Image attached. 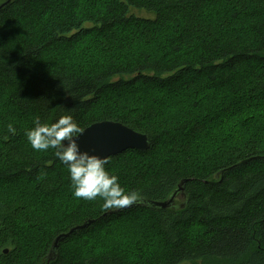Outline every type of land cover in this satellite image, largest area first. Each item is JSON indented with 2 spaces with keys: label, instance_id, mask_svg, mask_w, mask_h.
Segmentation results:
<instances>
[{
  "label": "trees",
  "instance_id": "trees-1",
  "mask_svg": "<svg viewBox=\"0 0 264 264\" xmlns=\"http://www.w3.org/2000/svg\"><path fill=\"white\" fill-rule=\"evenodd\" d=\"M98 1L12 0L0 8V89L20 117L0 112V189L6 190L0 192V264L46 263L54 239L85 222L47 264H264L263 116L243 134L232 123L236 105L230 102L264 100V0H102L103 7ZM220 3L227 13L206 20L204 10ZM163 32L173 52L167 69L150 64L149 55L134 68L119 63L114 51L151 45ZM109 57L116 60L103 65ZM202 80L207 91L229 99L163 109L165 99L139 92L154 82L179 94ZM66 109L83 129L114 120L150 136L148 150L108 157L127 191L163 201L187 180L186 197L170 208L136 205L113 213L103 202L74 198L55 149L25 146L35 121L51 124ZM140 215L147 223L136 237ZM113 224L114 233L108 231ZM97 229L112 234L119 249H89L86 237ZM144 233L155 238L149 260Z\"/></svg>",
  "mask_w": 264,
  "mask_h": 264
},
{
  "label": "rangeland",
  "instance_id": "rangeland-1",
  "mask_svg": "<svg viewBox=\"0 0 264 264\" xmlns=\"http://www.w3.org/2000/svg\"><path fill=\"white\" fill-rule=\"evenodd\" d=\"M6 1V0H0V3ZM81 1V0H80ZM94 1V0H91ZM99 5L98 6H104V1L102 2V0L98 1ZM1 5V4H0ZM228 11V7L227 4H214V5H209L205 10H204V15H205V19L209 20V21H216L218 19H220L225 13H227ZM138 14H142V15H147V13L145 12H139L136 11ZM234 31H230V33H233ZM169 34L168 33H161L160 37L158 40H156L154 43H152L151 45H145V44H137V43H133L132 44V48L129 49H125V48H120L117 49L116 51H114V54L117 55L119 52L121 54L120 59L118 60L119 63L121 65L124 66H128V65H132V67H136L135 64H137V60L139 58H141V56L143 57L144 55H149V57L145 58V60H148L150 62V64H159L161 69H167L168 68V63H165V60H168L171 55H173V52H171L170 48H169V44L167 41V36ZM248 40V39H245ZM244 40V41H245ZM130 44H126V46L128 47ZM126 47V48H127ZM87 52V51H86ZM81 55H85V53H80ZM87 55H90L89 52L86 53ZM116 60L113 57H109L105 60H103L102 64H108L111 61ZM129 67V66H128ZM150 75L154 76L155 72L151 71L149 72ZM170 74H172L171 72H165L164 77L169 76ZM191 76L194 81H199V79L197 78V76L194 73H190ZM139 75V72H136L134 74V76ZM180 83V82H179ZM148 86L139 88V92L141 93V95H143L144 91L147 92H151L152 95L155 98H161V99H165L164 105H162L163 109L166 108L165 105H167V103H175V105L179 108H182V104L183 103H194V102H198V103H215L217 101V98H222L223 100L229 99L228 93H216V92H212V91H207L206 87L208 86V84L206 86H203L204 81L202 80V82L199 85H195L194 89L191 90H182L181 93L177 94L174 93V91L172 90V88H169L167 86H161L159 85V83H154V82H147L146 83ZM157 87V88H156ZM138 88V86L136 87V89ZM206 89V91L208 93H205L204 90ZM195 90H199L200 94L197 96L194 94ZM223 92H227L224 91ZM7 90L6 89H0V94H2V98H0V112H2V110H9L10 113L12 114L11 119L15 120L20 118L19 114L17 112V110L13 109L14 107H8L7 103L8 101L7 99ZM121 93V92H118ZM216 93V96H214V94ZM122 96V94H121ZM166 96H168L169 98H166ZM173 99H175V101H172ZM230 102L231 103H235V112L233 113V120L232 123H236L238 125L243 126V128H240L239 131L243 134L247 133V128H252L254 127L255 129L259 127V125L262 122V119H258V115H262L263 116V123H264V100L257 102V101H247L244 102L243 104L240 103L239 101L233 100L232 97H230ZM114 102V101H112ZM101 103H111L110 101H106L104 98H102ZM151 103V102H150ZM150 103H147L150 105ZM224 103V102H223ZM146 104V103H145ZM152 104V103H151ZM170 104V105H171ZM109 110V109H108ZM114 110V113L119 112V109L115 108L112 109ZM110 111V110H109ZM85 129V128H84ZM26 138V137H25ZM27 140V138H26ZM25 146L27 147V149H31V145L28 143V141H26ZM135 164H137V161H134ZM114 170V169H113ZM113 170L111 169V173L113 172ZM223 172V171H222ZM216 179L220 177V172L215 174ZM121 186L127 191L126 187H124L122 184ZM71 190H65L63 191V193H68ZM0 192H6V190H1ZM28 193L31 194V192L29 190H27ZM65 194H62L60 196H64ZM63 199H67V197H63ZM179 199V198H178ZM77 201V200H76ZM180 201V199L178 200ZM94 202H102L99 200V198H97V200L95 201H90L91 205L94 204ZM68 205L71 204V202H69L68 200H66V202ZM91 208V206L89 205V209ZM103 209L105 207H102ZM98 211V210H97ZM141 216V215H140ZM138 216L136 218V222L135 225L133 223V226H137L138 231L136 232V237H139L142 233L140 232H144V226L147 223L146 219L144 217H140ZM120 226V225H118ZM114 227L115 224H113L110 229L108 231L113 232L114 233ZM105 231L99 230L97 229L95 232H93V235L91 236H87V244H92L91 248H106L108 250H117L118 248V244L116 241V238L111 234L109 236H103V233ZM154 237H149L146 233H144V240L146 242L145 246L147 247V251L144 254V258L146 260H149L150 258L153 257L152 253L156 250V245L154 242ZM102 240V241H101ZM37 243L36 240H33L30 242L29 246H25L24 247V252L25 253H29L31 248L35 246V244ZM103 243L105 244V246L103 245ZM29 247V249H28ZM135 252H132L130 257L131 259L135 260L137 259V255H135ZM135 258V259H134ZM136 262H133V264H135Z\"/></svg>",
  "mask_w": 264,
  "mask_h": 264
},
{
  "label": "clouds",
  "instance_id": "clouds-1",
  "mask_svg": "<svg viewBox=\"0 0 264 264\" xmlns=\"http://www.w3.org/2000/svg\"><path fill=\"white\" fill-rule=\"evenodd\" d=\"M72 111L66 109L68 114L51 124L35 121V126L25 132L32 149L38 152L55 149L54 156L67 168L74 198L86 201L99 198L105 208L135 203L140 193L136 190L126 191L121 186L119 177L109 171V158L81 150L78 140L84 130L71 114ZM6 127L8 133H16L13 123H8Z\"/></svg>",
  "mask_w": 264,
  "mask_h": 264
},
{
  "label": "water",
  "instance_id": "water-1",
  "mask_svg": "<svg viewBox=\"0 0 264 264\" xmlns=\"http://www.w3.org/2000/svg\"><path fill=\"white\" fill-rule=\"evenodd\" d=\"M12 0H6L0 8L9 4ZM83 134L80 136L78 143L82 151H88L91 154L101 157H110L122 153L127 149H137L146 151L149 149L151 142L150 136L147 133H141L126 124L114 120H102L92 123L83 129ZM66 143V142H65ZM187 180H183L178 187L173 191L171 196L163 201L152 200L145 197H139L138 200L128 206L112 208L109 213L117 212L125 208L136 205L148 206L152 208H170L175 206V200L179 197H186L185 184ZM108 213H106L107 215ZM89 222L83 225L72 227L69 231L60 233L53 241V244L46 256L47 264L57 257L60 242L67 238L71 233L85 227ZM5 252H8L6 249Z\"/></svg>",
  "mask_w": 264,
  "mask_h": 264
}]
</instances>
